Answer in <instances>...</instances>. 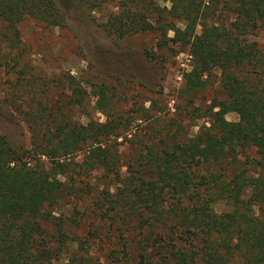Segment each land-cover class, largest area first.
<instances>
[{
	"label": "trees",
	"instance_id": "obj_1",
	"mask_svg": "<svg viewBox=\"0 0 264 264\" xmlns=\"http://www.w3.org/2000/svg\"><path fill=\"white\" fill-rule=\"evenodd\" d=\"M73 1L84 19L115 3L102 25L108 35L154 31L147 61L160 62L156 50L165 58L187 48L184 91L203 89L218 68L225 95L205 110L209 125L187 140L156 131L157 140L128 163L134 169L126 178L116 146L128 131L122 115L109 111L104 122L82 124L70 120L65 99L55 108L31 99L30 147L0 133V264H57L64 255L62 264H264V51L252 40L257 29L264 36V0H164L169 7L156 0ZM25 18L62 27L68 11L59 0H0L7 30L16 33ZM242 150L253 154L240 161ZM95 171L116 190L96 194L91 221L72 235V222L55 209L65 197L79 198L77 183L92 195ZM219 203L227 209L217 212Z\"/></svg>",
	"mask_w": 264,
	"mask_h": 264
},
{
	"label": "rangeland",
	"instance_id": "obj_2",
	"mask_svg": "<svg viewBox=\"0 0 264 264\" xmlns=\"http://www.w3.org/2000/svg\"><path fill=\"white\" fill-rule=\"evenodd\" d=\"M59 1L68 11L66 26L49 27L25 18L14 33L0 21V133L6 134L14 145L30 147L25 113L31 99L51 108L65 99L63 109L70 120L82 124L89 120L104 122L109 111H113L122 115L128 128L126 137L119 138L116 144L119 163L123 165L119 175L126 178L134 169L128 168V163L137 157L142 146L157 140L156 131L169 129V134L183 141L209 125L205 110L214 99L225 95L218 68L210 71L203 89L186 92L183 73L192 64L187 48H175L165 58H161L164 51L156 50L160 62H149L143 52L155 50L154 31L119 38L103 29L104 21L117 10L115 3L105 4L84 19L72 6L73 0ZM156 2L169 7L164 0ZM253 34L252 40L264 51L262 31L257 29ZM73 84L79 85L82 92L76 95ZM102 91L109 101L104 102ZM223 116L230 121L238 120L235 112H224ZM247 153L253 154L242 150L239 160L243 161ZM81 154L76 156L77 160ZM45 163L48 166L46 160ZM89 181L92 195L85 191L83 183H77L76 187L81 188L79 198L65 197L55 209L56 214L72 222V235L82 234L91 221L88 207L97 205L96 194L108 187L116 190V183L110 184L101 171L93 172ZM215 209L221 212L227 208L219 203ZM65 259L64 255L56 263L62 264Z\"/></svg>",
	"mask_w": 264,
	"mask_h": 264
}]
</instances>
